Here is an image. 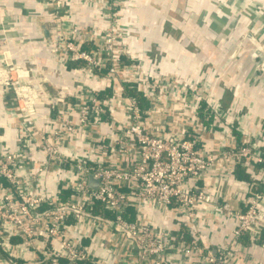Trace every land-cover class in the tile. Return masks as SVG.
Wrapping results in <instances>:
<instances>
[{"label":"built area","instance_id":"obj_1","mask_svg":"<svg viewBox=\"0 0 264 264\" xmlns=\"http://www.w3.org/2000/svg\"><path fill=\"white\" fill-rule=\"evenodd\" d=\"M87 1L101 9L105 21L100 30L73 24L64 10L66 0L43 1L53 6L48 9L52 56L62 64L83 62L82 69L93 78H102L105 71L111 86L113 81L132 82L150 99L158 96V87L186 91L180 81L154 79L141 74L139 66L122 63L126 51L120 38L129 29L122 25L125 0ZM238 6L230 27L235 30L244 15L253 14L254 35L264 48V0H238ZM7 26L0 18L3 47L9 41ZM1 50L0 88L13 90L24 125L16 147L0 153V264H231L241 253L244 233L253 245L264 247V173L256 176L252 170L253 162L264 164L262 133L259 137L238 128L242 136L236 138L233 120H219L209 95L204 96L207 113L214 110L216 127L203 124L197 103L190 113L182 111L192 121L185 119L182 130L172 132L126 88L105 96L82 82L74 87L78 97L70 110L59 109L40 122L35 105L49 81L46 67L37 55L16 61L8 48ZM196 95L197 102L203 99L202 93ZM68 96L65 87L53 93L62 108L70 105ZM118 110L127 113L126 121L118 118ZM107 112L111 119L104 117ZM212 128L225 139L216 151L204 141ZM83 135L89 149L77 155L63 150L80 144ZM37 151L44 153V161L35 160ZM114 154L124 165L113 161ZM227 159L243 161L255 175L243 206L233 204L229 192L230 184L242 181L233 169L219 170ZM51 167L59 179L49 190L43 179L53 176ZM90 175L99 181L97 188L89 186ZM65 190L70 191L66 198ZM96 205L102 207L98 212ZM214 224L229 227L230 238L210 240ZM183 226L190 239L179 233Z\"/></svg>","mask_w":264,"mask_h":264},{"label":"crops","instance_id":"obj_2","mask_svg":"<svg viewBox=\"0 0 264 264\" xmlns=\"http://www.w3.org/2000/svg\"><path fill=\"white\" fill-rule=\"evenodd\" d=\"M43 1L0 0V18L8 23L4 35L9 39L7 46L0 45V55L3 51L1 49L4 48L10 50L16 61H23L27 55L34 54L46 67L49 81L41 87L35 105L36 119L45 123L55 116L59 109L70 110L71 105L77 102L78 95L74 87L78 82L97 86L105 96L115 95L118 93L116 91L118 87L125 86L124 82L118 81H113L111 86L105 71L102 78H93L82 69L83 62L70 60L62 64L51 55L49 40L52 36V19L48 9L51 10L53 6H44ZM66 1L68 6L64 10H67L73 24L91 31L104 27L105 20L99 7L87 0ZM122 6L124 14L122 25L129 26L127 33L120 38L126 51L122 57L126 56L131 60L126 64L139 66L141 74H149L154 79L168 77L187 85L186 91L158 87L155 91L158 96L151 98L152 100L143 93L147 103L142 107L151 112L153 119L165 122L166 128L172 132L174 129L180 132L186 119L182 111L190 113L198 103L199 114L205 117L203 124L208 129L210 126L216 127L213 125L214 110L212 108L209 110L211 118L204 115L208 106L204 96L209 95L212 99L215 98L213 103L216 102V111L222 115L219 116V120L221 118L222 121L233 120L232 134L236 138L242 136L238 128L249 133L253 131L259 137L260 133L264 135V71L261 69L264 59L254 56V53L259 52L258 46L247 37L248 35L255 37L257 24L255 20L253 21V14L244 15L243 25L241 23L235 30L230 27L233 14L239 8L238 0H125ZM2 35L3 30L0 28V36ZM235 50L241 52L242 56L234 55ZM59 87L68 89L67 101L70 105L66 108H62L53 98L54 91ZM200 93L203 99L197 102L195 95ZM117 114L118 118L127 120V113L123 110H118ZM104 117L112 118L108 112ZM186 120L192 121L189 118ZM23 125L13 90L0 88V153L16 147ZM103 130L108 131L106 126ZM236 130L240 134L238 137L235 134ZM80 139V144L78 142L69 145V148L63 150L77 155L83 153L84 148L89 149L88 138L83 135ZM204 141L208 148L216 151L222 147L225 139L220 132L208 131ZM44 159V153L37 151L35 160ZM112 159L124 165V161L116 154ZM236 168V163L233 164L227 159L221 161L219 170L222 173L233 169L235 174ZM262 168L253 167L252 170L256 176H262L264 173ZM51 174L53 176H45L43 179L44 187L49 190H52L59 179L53 168ZM249 186L250 183L247 181L237 185L230 184L229 192L233 194V204L244 205L242 197L248 193ZM159 215L156 213L157 220ZM215 226L217 225H211L210 236L213 239L210 240L221 243L230 238L229 227ZM179 233L186 239L191 238L185 226ZM241 241V253L232 259L231 264H264L262 244L253 245L247 233L242 235ZM207 245L211 244L207 242ZM211 247L215 250L214 245Z\"/></svg>","mask_w":264,"mask_h":264},{"label":"trees","instance_id":"obj_3","mask_svg":"<svg viewBox=\"0 0 264 264\" xmlns=\"http://www.w3.org/2000/svg\"><path fill=\"white\" fill-rule=\"evenodd\" d=\"M121 60H122V63L123 64H126V62H131V60L129 58H127L126 56H123L121 58ZM124 86H125V88L127 89V91L129 92V94L131 96H133L136 99H138V101H139V103L141 105H145L147 103V100L144 98L143 92L141 90L140 91L137 90V87L132 82L126 81L124 83ZM109 96H111V95H109ZM204 115L206 117H209V118H211V116H212V114L210 112L205 113ZM233 129H234V127H233ZM235 134L237 135V137L240 136V134L238 133L237 130H236ZM259 148H260V152H261L262 156L264 157V144L261 145ZM252 164H253L252 166L255 167V168H257L259 166L264 167V164H262V163H255V162H253ZM236 165H237V168L235 170L236 179L237 180H241V181H247L248 183H251L254 180V176H253L252 173H250V171H248L247 165H245L243 163V161H239ZM244 174H247V176L245 177ZM69 194H70V191L69 190H65L64 191V194L62 195V197L66 198V197H68ZM100 209H102V207H100V205H96L95 206V210L97 212ZM107 214L109 215L110 213L108 212Z\"/></svg>","mask_w":264,"mask_h":264},{"label":"water","instance_id":"obj_4","mask_svg":"<svg viewBox=\"0 0 264 264\" xmlns=\"http://www.w3.org/2000/svg\"><path fill=\"white\" fill-rule=\"evenodd\" d=\"M248 38L251 39V41L257 45L256 47L258 48L259 52L258 53H254V56H260V57H263L264 59V48L261 46L260 42L252 35H248L247 36ZM261 50H260V49ZM234 55H237V56H242V53L241 52H237V50H235V53ZM261 69L264 71V61L261 63ZM99 185V181L97 179H95L92 175H90L89 177V186H91L92 188H97Z\"/></svg>","mask_w":264,"mask_h":264},{"label":"rangeland","instance_id":"obj_5","mask_svg":"<svg viewBox=\"0 0 264 264\" xmlns=\"http://www.w3.org/2000/svg\"><path fill=\"white\" fill-rule=\"evenodd\" d=\"M254 20V19H253Z\"/></svg>","mask_w":264,"mask_h":264}]
</instances>
